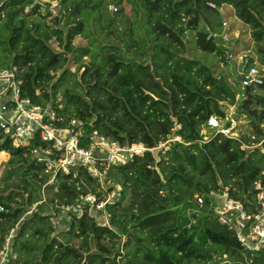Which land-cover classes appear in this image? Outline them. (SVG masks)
Wrapping results in <instances>:
<instances>
[{
  "label": "trees",
  "instance_id": "1",
  "mask_svg": "<svg viewBox=\"0 0 264 264\" xmlns=\"http://www.w3.org/2000/svg\"><path fill=\"white\" fill-rule=\"evenodd\" d=\"M57 1L52 12L48 1L0 0V55L6 61L0 70L18 67L22 95L50 103L57 125L77 117L87 132L121 144L153 147L169 133L187 144L174 141L166 154L155 150L113 163L105 180L109 190L117 189L106 205L108 222L99 223L100 212L93 217L86 208L81 216L64 213L60 227L43 205L58 209L77 203L80 193L101 195L100 182L82 168L76 177L54 174L31 152L42 143L38 138L15 147L0 128V152L10 155L0 176V248L20 220L12 243L18 259L9 264H264V248L245 251L206 196L228 187L257 210L253 185L264 182V142L250 146L264 137V76L236 101L224 77L186 55L188 34L200 52L223 55L212 30L199 25L202 19L211 25L209 15L223 4L251 26L262 53L264 0H116V12L104 0ZM133 14L141 21L134 24ZM90 22L100 36L90 38ZM78 35L89 42L75 44ZM247 59V66L256 64ZM227 103L240 108L236 119L238 112L255 115L246 133L236 139L218 132L201 142L209 116L224 119Z\"/></svg>",
  "mask_w": 264,
  "mask_h": 264
},
{
  "label": "built area",
  "instance_id": "2",
  "mask_svg": "<svg viewBox=\"0 0 264 264\" xmlns=\"http://www.w3.org/2000/svg\"><path fill=\"white\" fill-rule=\"evenodd\" d=\"M37 1L39 3L50 2L52 12H55L58 5L57 0ZM104 1L108 3L111 12L118 10L116 0ZM208 4L212 5V3ZM222 24L225 27L222 36L226 41H229L226 32L228 24L225 20ZM247 61V58L244 59L243 66L236 70V76L244 90L260 85L264 76L263 67L260 68L256 64L247 66ZM18 70L15 65L0 70V128L3 134L12 141L15 147L27 146L34 138H38L42 143L33 147L31 152L54 174L61 172L76 177L82 168L100 182L101 195L92 192L80 193L77 203L58 206L62 216L70 211H76L78 216H81L87 208L89 215L93 217H97L96 211L102 212L103 217L96 219L101 224L107 223L106 205L113 200L116 190H109L105 180L108 168L113 163H123L133 159L135 155H143L145 152H154L155 150H161L162 154H166L170 143L174 141L187 144L181 135L172 133L167 134L153 147H149L143 142L121 144L97 130L87 132L85 121L77 117H71L66 125H57L56 121L59 117L56 109L50 103H35L29 96L22 95L23 80L17 77ZM238 99L239 95L236 96V101ZM226 106L228 113L224 119L215 115L209 116L207 125L203 126L201 130L204 134L201 142L209 139L211 134L213 136L218 132L240 139L239 135L234 132L238 125L234 116L237 104L227 103ZM176 127H180V125L177 124ZM204 129L212 130L208 135L204 133ZM262 142H264V137L253 145L258 146ZM253 189L256 191V211L248 209L242 201L232 197L228 187L210 190L206 194L212 199L220 222L233 228L241 246L252 254L264 248V182L256 180ZM196 200L202 204L205 197L196 194ZM36 204L32 205L31 210ZM4 209L0 205V210ZM60 218L61 216L59 217L55 212L50 215L54 226L59 224ZM19 222L20 220L16 226L9 228L3 239L0 248V264H9L18 259V252L13 250L12 243Z\"/></svg>",
  "mask_w": 264,
  "mask_h": 264
},
{
  "label": "rangeland",
  "instance_id": "3",
  "mask_svg": "<svg viewBox=\"0 0 264 264\" xmlns=\"http://www.w3.org/2000/svg\"><path fill=\"white\" fill-rule=\"evenodd\" d=\"M217 9L218 10L215 13L209 15L211 19L213 20L211 25H208L206 21H204V19L201 20L199 25L200 26L205 25L206 28H209L212 30V33L214 34L216 41L219 43L221 47L226 49L223 55L204 54L203 52H200L198 49L195 48V45L191 40L192 35H189V34L187 35L189 42L187 43L188 50L186 52V55L199 57L204 62L209 64L214 69V72L216 75L224 77L225 80L228 83H230V85L232 86V89H234L236 92V96L239 95V98L242 97L243 94L245 96H248L249 89L244 90L241 88V82L239 78L236 76V70H239V68L243 66L244 59L246 58H252L253 62L256 63L257 66H259L260 68L261 67L264 68V50L262 53H259L257 51L258 45H256L257 43L254 41L251 35V26L248 23L241 20L236 15V12L233 6L229 4H223ZM132 17H133L134 24L136 23V21H141L140 14H137V16L133 14ZM223 20H225L228 24V28L226 32L228 34L229 41H225V39H223L224 37L222 36V32L225 29V27L222 25ZM87 28H88L87 30L90 35V38L100 36L99 35L100 32L96 30L92 22H90V25ZM89 40L90 39L88 36L85 37L84 35H78L75 37L74 43L75 44H86L89 42ZM261 46L264 49V43H262ZM3 56H4V53L1 52L0 61L3 62L2 64L3 66H5L6 63L4 62L6 61H2L4 59ZM88 58H89L88 56L83 57V59L85 60H88ZM74 67L75 66L72 65L73 69ZM253 89H256V88H253ZM237 109L241 111L238 106L236 107V111ZM237 114H238V118H237L238 125L234 132L238 135H241V134L246 133L247 122H249L250 119H254L255 115L251 114L250 111L249 113L248 112L247 113L238 112ZM211 130L212 129H204L205 131L204 133L209 135V131ZM9 157L10 155L7 154L6 152L4 151L0 152V176L2 172L4 171L5 162L7 161V159H9ZM115 190L117 193V189ZM127 202H128V197L125 198L123 203H127ZM42 209H43V212L45 213L47 211H50L51 214L54 212L57 213L59 217L61 216L60 227H61L62 222L64 224V221H63L64 216H62V213L59 208L57 209L55 207H50L48 204H46V205H43ZM100 214L103 217L102 212H100ZM37 243H40V242L38 241ZM222 256H223V259L225 258V260H227L226 258L228 257H226L224 254ZM216 257H218V255ZM216 264H221V263L219 262Z\"/></svg>",
  "mask_w": 264,
  "mask_h": 264
},
{
  "label": "water",
  "instance_id": "4",
  "mask_svg": "<svg viewBox=\"0 0 264 264\" xmlns=\"http://www.w3.org/2000/svg\"><path fill=\"white\" fill-rule=\"evenodd\" d=\"M151 165H152V167H155V165H156V162H155V161H153Z\"/></svg>",
  "mask_w": 264,
  "mask_h": 264
}]
</instances>
